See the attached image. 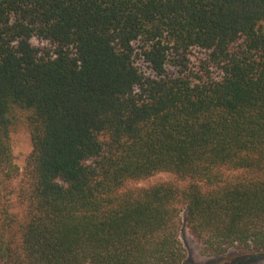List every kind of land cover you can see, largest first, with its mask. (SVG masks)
Returning <instances> with one entry per match:
<instances>
[{
    "label": "trees",
    "instance_id": "obj_1",
    "mask_svg": "<svg viewBox=\"0 0 264 264\" xmlns=\"http://www.w3.org/2000/svg\"><path fill=\"white\" fill-rule=\"evenodd\" d=\"M182 227L264 255V0H0V264H185Z\"/></svg>",
    "mask_w": 264,
    "mask_h": 264
},
{
    "label": "rangeland",
    "instance_id": "obj_2",
    "mask_svg": "<svg viewBox=\"0 0 264 264\" xmlns=\"http://www.w3.org/2000/svg\"><path fill=\"white\" fill-rule=\"evenodd\" d=\"M10 142L14 163L20 171V176L12 180L6 192V199L11 214L20 217L23 213V206L17 198V190L23 176L26 158L31 151V139L29 132L25 128H17L10 133ZM178 181L171 173H159L147 180L138 183L139 186H149L156 182ZM181 185L185 183L179 181ZM180 241L187 252L185 264H264V255L259 254H239L236 251H229L224 257H207L201 253V247L192 237L185 227L181 228L179 234Z\"/></svg>",
    "mask_w": 264,
    "mask_h": 264
}]
</instances>
